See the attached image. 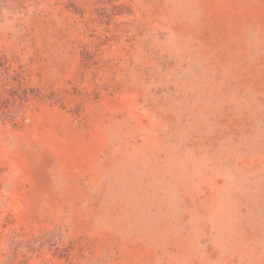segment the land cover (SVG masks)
<instances>
[{"label": "rangeland", "instance_id": "374dc122", "mask_svg": "<svg viewBox=\"0 0 264 264\" xmlns=\"http://www.w3.org/2000/svg\"><path fill=\"white\" fill-rule=\"evenodd\" d=\"M0 264H264V0H0Z\"/></svg>", "mask_w": 264, "mask_h": 264}]
</instances>
